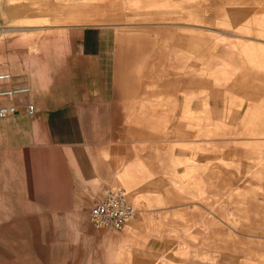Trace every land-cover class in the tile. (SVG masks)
I'll use <instances>...</instances> for the list:
<instances>
[{
	"label": "rangeland",
	"instance_id": "rangeland-1",
	"mask_svg": "<svg viewBox=\"0 0 264 264\" xmlns=\"http://www.w3.org/2000/svg\"><path fill=\"white\" fill-rule=\"evenodd\" d=\"M0 72V264H264V0H0Z\"/></svg>",
	"mask_w": 264,
	"mask_h": 264
},
{
	"label": "built area",
	"instance_id": "built-area-1",
	"mask_svg": "<svg viewBox=\"0 0 264 264\" xmlns=\"http://www.w3.org/2000/svg\"><path fill=\"white\" fill-rule=\"evenodd\" d=\"M32 94L28 84L15 82L10 72H0V99L8 101L0 106V119H7L20 112V105L25 106L29 116L37 113L35 103L25 100ZM136 214L135 207L129 202L123 189L110 190L94 203L89 211V221L94 229H112L121 231Z\"/></svg>",
	"mask_w": 264,
	"mask_h": 264
},
{
	"label": "crops",
	"instance_id": "crops-1",
	"mask_svg": "<svg viewBox=\"0 0 264 264\" xmlns=\"http://www.w3.org/2000/svg\"><path fill=\"white\" fill-rule=\"evenodd\" d=\"M25 9H23V11H21V13H23V12H25V11H27L29 8H30V6L28 5V4H26L25 5V7H24ZM58 20H60V19H58V18H55L54 19V21H58ZM37 22L38 21H36V20H34V19H30V20H27V22H26V26H25V28H16V29H13V30H16V31H27V30H32L33 28L32 27H34L36 24H37ZM93 37H95V36H93ZM101 43V42H100ZM100 45V44H99ZM101 46V45H100ZM85 48V47H84ZM97 56V55H96ZM97 64H98V66L96 67L97 69L98 68H100V59L97 57ZM94 69V68H93Z\"/></svg>",
	"mask_w": 264,
	"mask_h": 264
}]
</instances>
